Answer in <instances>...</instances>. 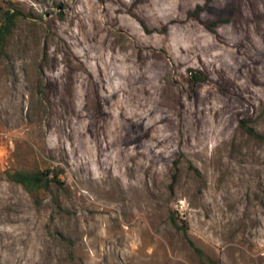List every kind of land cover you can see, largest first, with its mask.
<instances>
[{
    "label": "rangeland",
    "instance_id": "374dc122",
    "mask_svg": "<svg viewBox=\"0 0 264 264\" xmlns=\"http://www.w3.org/2000/svg\"><path fill=\"white\" fill-rule=\"evenodd\" d=\"M0 8V264H264V0Z\"/></svg>",
    "mask_w": 264,
    "mask_h": 264
},
{
    "label": "trees",
    "instance_id": "16d2710c",
    "mask_svg": "<svg viewBox=\"0 0 264 264\" xmlns=\"http://www.w3.org/2000/svg\"><path fill=\"white\" fill-rule=\"evenodd\" d=\"M19 19V14L12 12L11 10L4 11L0 8V57L3 56L5 50L8 46L9 39L12 36L14 29L16 28L17 21ZM223 21H217L214 25H218ZM212 26V25H211ZM209 27V26H208ZM149 32V30H147ZM209 80L201 71L191 70L188 77V83L192 90L196 88L197 85L206 83ZM222 94H225L234 99H239L238 95L234 92L229 91L223 86L220 87ZM240 127L251 137L264 142V136L259 134L253 126V118L250 115L240 116L239 118ZM60 172L54 170H23L14 169L7 170L5 172L8 181L22 186L28 193L35 194L42 190H49L54 184L58 186H64V182L60 179ZM186 224V223H185ZM185 234L187 235V224L183 227ZM191 245L194 246L196 253L198 254L201 264H219L214 260H209L208 262L204 259L203 251L196 247L194 243L189 240Z\"/></svg>",
    "mask_w": 264,
    "mask_h": 264
}]
</instances>
